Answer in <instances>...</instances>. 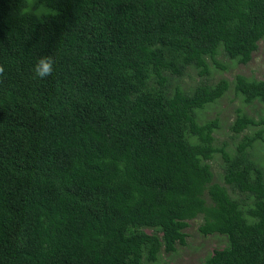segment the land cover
<instances>
[{"label":"trees","instance_id":"16d2710c","mask_svg":"<svg viewBox=\"0 0 264 264\" xmlns=\"http://www.w3.org/2000/svg\"><path fill=\"white\" fill-rule=\"evenodd\" d=\"M259 48L264 0H0V264H153L198 217L203 264H264V116L195 114Z\"/></svg>","mask_w":264,"mask_h":264},{"label":"rangeland","instance_id":"374dc122","mask_svg":"<svg viewBox=\"0 0 264 264\" xmlns=\"http://www.w3.org/2000/svg\"><path fill=\"white\" fill-rule=\"evenodd\" d=\"M222 61L225 62L226 65L227 61L225 57L222 58ZM209 66L212 65L209 64ZM237 74H241L248 79L261 80L263 78L264 55L261 48L253 53L250 62L245 66L232 62L228 64L227 70L216 69V71H214L213 77L215 80H227L229 88L223 98L215 104L204 106L195 112L196 118L200 121V123L207 119H211L214 116H218L221 124L227 127V125L233 122L236 110H240L241 113L254 119L264 116V106L259 105L256 102H253L250 105H245L241 98L234 95V77ZM192 80L193 83L198 81L197 78H192ZM192 80L184 77L182 81L184 86L185 83H188L189 86H193ZM259 108H262V110L259 111ZM252 130L253 129L248 130L247 133H250ZM217 134L216 138L218 143L229 140L227 129L220 130ZM232 147L233 145H230L229 141L228 148L233 150ZM254 152L258 154L260 162L263 164L262 167L264 168V146H258ZM212 169L213 173L218 171V162L216 159L212 162ZM200 223L201 218L199 217L188 221V226L184 229V233L186 235L185 244L182 246L178 245L176 251L168 255L161 252L158 255L157 261L153 264H203L205 258L210 255L213 248L225 245V240L223 238H217L214 235H202L198 231Z\"/></svg>","mask_w":264,"mask_h":264},{"label":"clouds","instance_id":"9594fccd","mask_svg":"<svg viewBox=\"0 0 264 264\" xmlns=\"http://www.w3.org/2000/svg\"><path fill=\"white\" fill-rule=\"evenodd\" d=\"M4 67L0 66V75L4 74ZM54 71V60L51 56L42 57L38 59L34 65V78L43 79L51 76Z\"/></svg>","mask_w":264,"mask_h":264}]
</instances>
